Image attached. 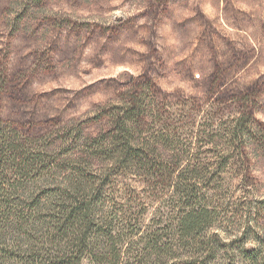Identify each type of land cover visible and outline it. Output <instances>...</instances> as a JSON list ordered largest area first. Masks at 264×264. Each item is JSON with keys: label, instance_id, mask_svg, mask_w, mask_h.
I'll return each instance as SVG.
<instances>
[{"label": "rangeland", "instance_id": "1", "mask_svg": "<svg viewBox=\"0 0 264 264\" xmlns=\"http://www.w3.org/2000/svg\"><path fill=\"white\" fill-rule=\"evenodd\" d=\"M16 1L0 0V119L25 136L80 123L96 134L95 113L139 98L143 138L170 142L175 129L182 166L217 171L241 233L264 201V0H45L14 29ZM240 116L251 136L225 151ZM137 177L121 171L110 202L150 215L170 190Z\"/></svg>", "mask_w": 264, "mask_h": 264}, {"label": "trees", "instance_id": "2", "mask_svg": "<svg viewBox=\"0 0 264 264\" xmlns=\"http://www.w3.org/2000/svg\"><path fill=\"white\" fill-rule=\"evenodd\" d=\"M44 1L17 0L14 29L32 25ZM142 102L101 108L89 120L96 134L80 123L25 136L0 119V264H264V201L241 233L232 230L217 171L182 166L175 129L173 143L145 140ZM249 126L237 118L224 150L243 148ZM121 171L162 183L168 199L150 215L129 198L117 208Z\"/></svg>", "mask_w": 264, "mask_h": 264}]
</instances>
